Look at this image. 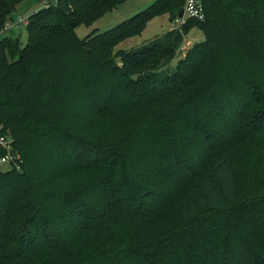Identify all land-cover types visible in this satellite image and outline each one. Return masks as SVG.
<instances>
[{
  "label": "trees",
  "instance_id": "obj_1",
  "mask_svg": "<svg viewBox=\"0 0 264 264\" xmlns=\"http://www.w3.org/2000/svg\"><path fill=\"white\" fill-rule=\"evenodd\" d=\"M21 1L0 0V124L19 154L0 172V264H264V0H199L202 19L131 49L116 46L185 0L83 37L125 0H57L24 45L5 34Z\"/></svg>",
  "mask_w": 264,
  "mask_h": 264
},
{
  "label": "rangeland",
  "instance_id": "obj_2",
  "mask_svg": "<svg viewBox=\"0 0 264 264\" xmlns=\"http://www.w3.org/2000/svg\"><path fill=\"white\" fill-rule=\"evenodd\" d=\"M153 0H125L124 2L118 4L116 7L106 12L95 21L89 25L80 24L75 28L76 34L79 37H83L90 33L93 29L97 31H103L123 19L131 16L132 14L142 10ZM41 7V2L39 0H22L16 5L15 11L12 13V21H17L20 16L27 17L32 11ZM180 23H182L186 16L179 18ZM170 20L167 13H162L151 17L142 31L134 36L125 38L123 41L119 42L116 48L131 49L140 46L143 42L148 41L156 35H159L169 29ZM5 34L17 36L20 45H24L27 42V32L24 23L12 24L11 28L5 31ZM202 38L201 31L194 27L192 28L183 39L181 44V50L177 55L165 66V69L169 71L174 69L177 60L183 55L187 47L193 42L198 41Z\"/></svg>",
  "mask_w": 264,
  "mask_h": 264
},
{
  "label": "built area",
  "instance_id": "obj_3",
  "mask_svg": "<svg viewBox=\"0 0 264 264\" xmlns=\"http://www.w3.org/2000/svg\"><path fill=\"white\" fill-rule=\"evenodd\" d=\"M57 0H41V6H48L52 2H56ZM183 16H192L199 19L203 18L202 6L199 0H185V4L183 7ZM180 17L175 18L173 22H171V27H178L180 24ZM27 17L20 16L17 21H8L5 24V28L10 29L12 24H26ZM0 148L2 149V154L0 155V172L7 167L12 165L17 166V159L19 158V154L16 153L13 149L12 139L10 135L2 129L0 124Z\"/></svg>",
  "mask_w": 264,
  "mask_h": 264
},
{
  "label": "water",
  "instance_id": "obj_4",
  "mask_svg": "<svg viewBox=\"0 0 264 264\" xmlns=\"http://www.w3.org/2000/svg\"><path fill=\"white\" fill-rule=\"evenodd\" d=\"M183 16V9L180 10L178 17H182Z\"/></svg>",
  "mask_w": 264,
  "mask_h": 264
},
{
  "label": "crops",
  "instance_id": "obj_5",
  "mask_svg": "<svg viewBox=\"0 0 264 264\" xmlns=\"http://www.w3.org/2000/svg\"><path fill=\"white\" fill-rule=\"evenodd\" d=\"M170 24H171V22H170Z\"/></svg>",
  "mask_w": 264,
  "mask_h": 264
}]
</instances>
